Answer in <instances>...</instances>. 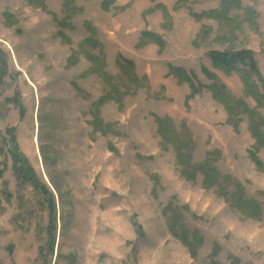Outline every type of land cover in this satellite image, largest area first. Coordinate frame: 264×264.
<instances>
[{
    "label": "rangeland",
    "instance_id": "obj_1",
    "mask_svg": "<svg viewBox=\"0 0 264 264\" xmlns=\"http://www.w3.org/2000/svg\"><path fill=\"white\" fill-rule=\"evenodd\" d=\"M34 1L0 0V130L15 128L53 195L55 241L52 256L47 197L0 155V264H264V144L256 167L247 113L264 138V106L209 57L251 51L263 92L264 0H238L226 10L232 23L191 17L219 0ZM144 32L161 44L141 41ZM171 69L203 86L188 105L190 86ZM213 82L242 101L233 118L207 89ZM155 117L170 119L173 144L164 147ZM176 148L195 169L182 173ZM174 214L185 240H201L194 256L169 231Z\"/></svg>",
    "mask_w": 264,
    "mask_h": 264
},
{
    "label": "trees",
    "instance_id": "obj_2",
    "mask_svg": "<svg viewBox=\"0 0 264 264\" xmlns=\"http://www.w3.org/2000/svg\"><path fill=\"white\" fill-rule=\"evenodd\" d=\"M62 1H63V6L66 9H68L69 0H62ZM185 1L186 0H176V2L179 4ZM219 1H220L219 9L202 12L200 14L190 12L191 17L196 21H200L206 18V19L216 20L220 23L221 22L232 23L233 21L227 18L226 10L229 7L239 8L240 7L238 4L239 1L238 0H219ZM29 2L33 3L35 7H39V4L37 1L29 0ZM107 4L108 2L104 1V6H106ZM161 9H162L163 16L167 17L168 16L167 11L164 8H161ZM245 11L249 12L250 9L247 8V10ZM203 33L207 34L206 30H204ZM88 34H89L88 37L82 41L83 43H88L89 41L92 40L93 31L90 30ZM145 37L146 38L152 37L153 43H156L159 45L161 44L160 39L158 37H154L150 32H144L142 34L141 41H143ZM209 57H210V60L214 68L222 70L225 73H236L238 75L242 83V86L244 88V93L250 96L255 101L257 108H261L264 106V85H262L263 92L261 93L252 80L253 77L259 76V72H258L257 64L254 59V55L251 51L243 49V50H238V51L210 52ZM123 61L125 62L124 65L121 64V58L118 59V65L120 66L121 69H124L126 66L128 67L133 66L131 62H128L126 60H123ZM93 65H94V70L92 71L94 72L102 71L100 70V66H98L97 62H94ZM121 71H125V70H121ZM170 73L175 75L176 78L180 82H186L189 84L190 94L187 96L186 101H185V104L188 105V101L192 99L197 93H199L203 86L196 85L187 76V74L181 69H171ZM205 74L212 80L216 79L214 75H209L207 72H205ZM4 75H6V73L2 72V77ZM207 89L211 92L213 99L217 101L218 103H220L221 105H223L228 115L232 118L235 112L238 111L240 107L244 106L242 101L232 100V98L230 97V95L228 94V92L226 91L223 85H219L218 83L213 82L211 85L207 87ZM13 101L15 104H17L21 108V105L17 102L16 99H14ZM247 113L249 116V124H248L249 132L251 136L254 138V146L252 148L253 150L249 152V158L256 165V167H260L261 162L259 158L257 157V151L263 146L264 138L262 134L259 132L260 122L256 120L253 113H251L250 111H247ZM155 121L157 124L158 135L161 137L162 144L164 145V147H166L167 144H173L174 138L172 135L174 134L172 132V125H171L170 119L168 117H164V118L155 117ZM237 123H238L237 119L233 121L234 126L237 125ZM176 150L178 154V164L180 166L182 173L185 174V172H188L189 168H192V167L195 169V166L193 164L191 165L189 159H187L186 156L181 154V151L179 150V148H176ZM0 155H4V156L6 155L7 157H10V159L12 160V167L16 171V174L20 177V179L23 182L30 183L33 187L39 189L44 197H47L49 201L50 223L46 231V240L49 243V251H50V254L52 255L53 245L55 241V231H56L54 198H53L51 191L46 186V184L42 183L39 177L33 172L32 168L29 166V162L26 156L21 152L19 145L17 143L14 127L7 128L4 131L0 130ZM203 167H209V166L208 164H206ZM203 173H204L205 187L209 188L212 185H214V183L217 181V178L215 176L216 174L213 168L204 170ZM1 175L2 174L0 172V177ZM54 188L57 190L56 187ZM235 194L238 195V201L241 203L243 198H242L241 193L239 192V189L236 190ZM244 203L245 205L250 207L248 202H244ZM179 221H180V218H178L175 214L171 216L169 220V231L172 234H174L176 237L177 235H179L182 242L188 248L190 255L194 256L195 247L199 244L201 240L197 236H195V239H193V242H188L187 240H185L183 238L184 236L182 237L183 232H180L178 230Z\"/></svg>",
    "mask_w": 264,
    "mask_h": 264
}]
</instances>
